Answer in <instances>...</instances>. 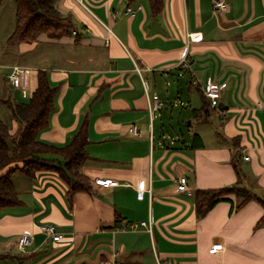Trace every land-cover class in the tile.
I'll return each mask as SVG.
<instances>
[{
  "label": "crops",
  "instance_id": "1",
  "mask_svg": "<svg viewBox=\"0 0 264 264\" xmlns=\"http://www.w3.org/2000/svg\"><path fill=\"white\" fill-rule=\"evenodd\" d=\"M225 1L221 15L212 0H164L153 15L149 0H55L75 33H42L18 44L6 42L14 18L0 20V117L8 110L4 99L29 98L37 71H46L56 92L38 138L66 145L85 122L88 159L79 170L89 180V191L68 197V184L55 172L29 178L15 171L21 203L0 210V264H264L259 200L235 208L231 194L201 218L194 210L195 189L237 181L234 154L245 185L264 200V0ZM191 32L202 40L187 42ZM184 52L189 66L180 62ZM15 65L29 69L27 97L7 81ZM208 78L223 85L208 121L182 120L187 133L168 130L165 113L173 118L178 102L200 107L197 88L202 92ZM153 92L163 105L150 113ZM183 95L187 103L175 99ZM9 125L15 133L17 121ZM18 165L12 161L0 174ZM182 176L189 192L174 190ZM98 177L118 184L97 185ZM140 221L151 230L127 227ZM43 223L54 224L62 239L45 238ZM26 232L31 244L20 250L16 241ZM216 242L221 249L209 252Z\"/></svg>",
  "mask_w": 264,
  "mask_h": 264
},
{
  "label": "trees",
  "instance_id": "2",
  "mask_svg": "<svg viewBox=\"0 0 264 264\" xmlns=\"http://www.w3.org/2000/svg\"><path fill=\"white\" fill-rule=\"evenodd\" d=\"M13 1L15 6L14 26L6 38L8 44L32 42L42 33L59 38L71 35L76 30L72 18L57 10L55 0ZM3 2L4 0H0V6ZM163 2L164 0H149L153 15L160 12ZM55 92L56 87L50 85L46 71L38 70L37 86L26 102L11 99L3 101L11 116L17 121L18 128L15 133H11L10 125L0 117V168L6 166L13 159H17L15 161H19L20 165L9 168L0 174V210L21 203L12 182V174L15 171H20L29 178L41 170L55 172L68 184V197L77 191H89V180L79 170L88 159L86 123L81 125L66 145L57 146L38 138V132L48 123ZM197 93L201 105L198 108H190L188 119L208 121L212 108L199 88H197ZM188 146L195 147L193 144ZM46 154L56 157L48 159L45 157ZM231 162L238 176L235 183L217 188L194 190L196 218L203 217L217 202L230 200L231 194L238 198L235 208L241 207L253 198L259 200L264 206V200L258 198L251 188L243 183L244 173L240 169V160L237 154L232 156ZM263 221L264 214L257 224L260 225Z\"/></svg>",
  "mask_w": 264,
  "mask_h": 264
},
{
  "label": "built area",
  "instance_id": "3",
  "mask_svg": "<svg viewBox=\"0 0 264 264\" xmlns=\"http://www.w3.org/2000/svg\"><path fill=\"white\" fill-rule=\"evenodd\" d=\"M137 8H140L138 5ZM212 9L214 13L220 14L226 11L227 9V3L225 0H212ZM135 9L131 7L125 8V13H128L129 15L133 16L135 14ZM75 33V31H73ZM202 40V34L200 32H191L187 33V42H199ZM181 64L184 66H189V60L187 58L186 52L183 53L181 57ZM28 75H29V69L26 67L21 66H12L10 71L7 73L6 78L9 83V85L13 89L19 90L22 97L28 96ZM222 84H219L212 79L208 78L202 85V93L206 100L208 101L209 105L211 107H216L218 105V99L220 97V91L222 88ZM145 87H147L145 85ZM152 105L149 106L150 113H153L157 110H159L163 103L160 101L158 95L153 92L151 95ZM129 132L137 134L138 132L134 127L129 128ZM247 159L248 157H244ZM94 183L97 185H101L104 187L108 186H114L117 185V181L113 180L109 177H98L94 180ZM143 185L140 181L137 184V195L138 197H142L143 195ZM175 192H189L188 186L186 184V177L182 176L179 178L177 185L174 188ZM139 226L145 227L147 230H151L150 222L147 221H140L138 223H130L127 225L129 229H135ZM39 231L45 236V238H49L53 241H60L62 239V234L57 230L56 226L52 223H43L39 225ZM17 246L20 250H24L28 245L31 244V238L28 232L21 234L17 238ZM222 244L220 242H216L211 245L209 248V252L213 253L219 249H221ZM116 255V253H115Z\"/></svg>",
  "mask_w": 264,
  "mask_h": 264
},
{
  "label": "rangeland",
  "instance_id": "4",
  "mask_svg": "<svg viewBox=\"0 0 264 264\" xmlns=\"http://www.w3.org/2000/svg\"><path fill=\"white\" fill-rule=\"evenodd\" d=\"M14 1L13 0H7L4 5H3V11H2V14L0 15V20L2 23H7L8 21L13 20L14 18ZM194 97H197L195 94H194ZM174 98H172L173 100ZM176 100H179V99H182L183 101H185L187 103V98H186V95H183V96H178V97H175ZM197 101V98H195ZM16 100L18 102H26L28 100V98L26 99H17ZM191 103H192V100H191ZM177 106L175 107V115L173 116V118H170V116L168 117L165 113V116H164V125L166 126V128L168 130H171L172 132H177L179 133V131L181 130L182 132L184 133H187V130H186V126L185 124L183 123L182 120H185L186 122L188 121V118H186L189 114V107L188 105H183L181 106L180 103L178 102L176 104ZM182 109L184 110V113H181ZM188 110V112H186ZM7 114L6 115H2V119L6 122V123H10V120L11 119H14L10 112L7 110L6 112ZM180 115V116H179ZM198 124L195 123V122H192V125H191V128L193 131H196L195 129L198 127L197 126ZM212 130H214V126L211 128ZM199 146V145H198ZM17 159H13L12 161H15ZM11 161V162H12ZM243 183H245L243 181ZM236 199H238L236 197Z\"/></svg>",
  "mask_w": 264,
  "mask_h": 264
}]
</instances>
